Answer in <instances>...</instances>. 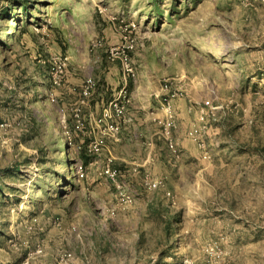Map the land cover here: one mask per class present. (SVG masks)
<instances>
[{"label":"rangeland","instance_id":"obj_1","mask_svg":"<svg viewBox=\"0 0 264 264\" xmlns=\"http://www.w3.org/2000/svg\"><path fill=\"white\" fill-rule=\"evenodd\" d=\"M0 264H264V0H0Z\"/></svg>","mask_w":264,"mask_h":264},{"label":"built area","instance_id":"obj_2","mask_svg":"<svg viewBox=\"0 0 264 264\" xmlns=\"http://www.w3.org/2000/svg\"><path fill=\"white\" fill-rule=\"evenodd\" d=\"M126 60H128L127 56H126ZM128 73H129V76H135V72L132 68H130ZM94 85H95V81L93 79H89L87 81V86L84 90V93L86 96L92 93ZM167 87H169V85H167ZM176 95H177V92L174 91L170 94V92L168 91V93H166V95L164 96L165 103L169 105V108L171 106L172 98L175 97ZM129 104H130V98L127 94V90L123 88L120 94L109 103V106L105 108L104 115L100 119V121H104L107 123L106 130L108 132L115 134V135L119 134L122 128L121 121L119 120L120 119L123 120L126 117L127 107L129 106ZM175 125L176 124L173 119L169 120L167 128L169 129L174 128ZM83 127H84V122L82 121L81 118H79L77 128L82 129ZM104 143H105L104 138L99 137L93 142L92 146L96 151H100L103 148ZM170 146L173 150L175 151L177 150L176 144L174 142H171ZM112 161L113 160L110 159L109 163L105 167V173L108 176H110L114 181H118L120 177V171L118 168H115L113 166ZM79 171H81L82 174L84 175V165L80 166ZM156 185L157 183H155V186Z\"/></svg>","mask_w":264,"mask_h":264},{"label":"crops","instance_id":"obj_3","mask_svg":"<svg viewBox=\"0 0 264 264\" xmlns=\"http://www.w3.org/2000/svg\"><path fill=\"white\" fill-rule=\"evenodd\" d=\"M176 107H177V108H179V107H180V106H179V101H178V103H177Z\"/></svg>","mask_w":264,"mask_h":264}]
</instances>
